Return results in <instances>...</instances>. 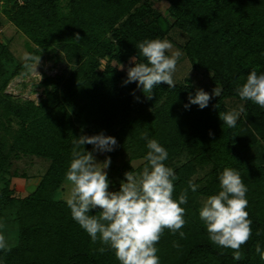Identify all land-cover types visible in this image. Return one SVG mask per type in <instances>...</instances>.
Returning a JSON list of instances; mask_svg holds the SVG:
<instances>
[{
    "label": "trees",
    "instance_id": "obj_1",
    "mask_svg": "<svg viewBox=\"0 0 264 264\" xmlns=\"http://www.w3.org/2000/svg\"><path fill=\"white\" fill-rule=\"evenodd\" d=\"M0 2V18L26 36L30 56L59 51L71 67L67 76L45 79L47 98L39 104L17 99L7 88L27 72L26 62L17 64L0 42V222L8 211L18 227L15 244L0 250L4 264H119L111 249L99 251L106 246L91 241L59 196L73 141L100 133L117 140L115 150L105 153L111 158L109 179L126 172L140 177L148 164L146 136L169 152L164 163L177 176L173 199L189 181L199 185L195 193L189 189L182 206L185 226L175 234L165 229L156 244L160 264H264L256 252L257 245L264 250V108L236 93L252 70L264 73V0ZM157 2L167 3L168 16L155 9ZM174 29L188 37L183 52L193 68L208 75L213 89H222L203 110L184 107L200 90L190 79L174 88L161 83L145 94L137 83L124 84L128 68L135 66L130 58L146 63L135 45L167 39ZM228 99L243 103L231 128L220 119L229 113ZM77 150L94 153L92 145ZM20 156L48 162L35 191L25 198L11 188L17 175L11 174L12 162ZM121 156L126 160L118 167ZM136 161L143 165L135 169ZM226 167L239 172L248 189L252 236L241 247L239 261L233 250L211 243L199 218L203 201L220 191L219 175ZM114 186L119 189L120 182Z\"/></svg>",
    "mask_w": 264,
    "mask_h": 264
},
{
    "label": "clouds",
    "instance_id": "obj_2",
    "mask_svg": "<svg viewBox=\"0 0 264 264\" xmlns=\"http://www.w3.org/2000/svg\"><path fill=\"white\" fill-rule=\"evenodd\" d=\"M135 47L146 63H137V57L130 58L135 66L128 68L124 84L137 83L144 94L151 93L161 83L174 88L173 75L180 53L167 54L172 44L167 39H146ZM25 59L29 61L25 68L31 73L34 70L32 62L37 58L26 56ZM40 60L41 57L39 64ZM221 93L219 86L213 89L211 95L203 89L197 90L194 96H189V103L184 107L189 109L197 105L203 110L209 106L212 97H220ZM236 93L242 101H250L264 108V73L258 74L252 70L246 82L237 87ZM239 115V112L233 111L220 115V119L231 128L237 125ZM144 139L148 149L144 159L148 164L139 178L132 172H126L118 191L109 190L112 182L106 170L111 165V158L97 163L92 152L86 151L87 154H84L77 150L80 146L85 148V145H92L93 152H113L117 140L104 133L76 138L73 141L72 160L65 172V180L71 185L66 204L71 210L72 219L93 243L99 241L106 246L99 249L101 253L106 248L111 249L119 264H160L157 242L165 229L175 234L185 226L186 210L182 206L188 203L189 189L195 193L199 187L189 181L179 198L173 199V182L177 176L164 163L168 160L169 152L156 139L146 136ZM219 184L220 191L203 204L199 218L206 227L211 243L222 249L233 250V258L239 261L241 247L252 236V221L247 211L248 189L239 172L227 167L219 175ZM93 212L97 214L93 215ZM5 248L0 238V250ZM256 252L264 260V250L259 245ZM0 264H4L2 258Z\"/></svg>",
    "mask_w": 264,
    "mask_h": 264
},
{
    "label": "rangeland",
    "instance_id": "obj_3",
    "mask_svg": "<svg viewBox=\"0 0 264 264\" xmlns=\"http://www.w3.org/2000/svg\"><path fill=\"white\" fill-rule=\"evenodd\" d=\"M153 3L155 0H151ZM1 3V2H0ZM155 9L165 16H168V5L165 2H157L154 4ZM1 10V4H0ZM173 22V20H171ZM0 42L1 45H5L9 48L15 62L27 63L25 57L30 56V47L26 36L19 31L6 17L0 18ZM167 40L172 44V48L168 50V54L179 52L180 57L177 62L176 71L173 75L175 84H181L186 79H190L195 87L203 89L205 92L212 94L213 87L210 82V78L205 73H202L193 68L191 62L185 57L183 47L188 40V37L178 29L171 31ZM1 51V49H0ZM33 71L31 73L26 72L24 75L15 77L7 88V93L20 100H30L39 104L41 100L47 98L44 91L43 82L47 77H55L57 75L67 76L71 67L65 61L64 56L59 51H52L41 58L39 64V58L32 63ZM37 68V71L35 70ZM229 112H239L241 116L243 103L237 99H228L226 101ZM94 159L97 163H103L106 159L105 153L100 154L93 153ZM125 157L121 156L116 160V165L121 167L125 161ZM48 163V162H47ZM45 160H41L35 157L20 156L19 159L14 158L12 162L11 174L17 173L12 177L11 188L14 189L15 195L19 198H25L35 191L36 186L41 181L43 175L46 172L48 164ZM143 165V161H136L132 163V166L137 169ZM108 171V169L106 170ZM140 171V170H139ZM143 172V169H142ZM124 179L122 175H115L110 178L112 184L110 185V191H118L115 189L114 182H119ZM71 191V185L66 182L63 185L62 191L59 196L66 201ZM207 200H204L205 203ZM13 213H8L0 222V238L6 246L14 245L17 238L18 227L15 222Z\"/></svg>",
    "mask_w": 264,
    "mask_h": 264
}]
</instances>
